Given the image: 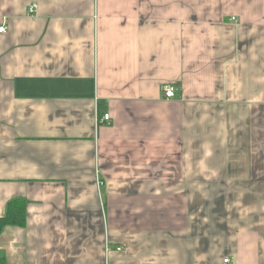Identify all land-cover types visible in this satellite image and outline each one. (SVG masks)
Wrapping results in <instances>:
<instances>
[{
	"label": "crops",
	"instance_id": "1",
	"mask_svg": "<svg viewBox=\"0 0 264 264\" xmlns=\"http://www.w3.org/2000/svg\"><path fill=\"white\" fill-rule=\"evenodd\" d=\"M2 25L0 217L26 225L0 258L264 264V0H0Z\"/></svg>",
	"mask_w": 264,
	"mask_h": 264
},
{
	"label": "trees",
	"instance_id": "2",
	"mask_svg": "<svg viewBox=\"0 0 264 264\" xmlns=\"http://www.w3.org/2000/svg\"><path fill=\"white\" fill-rule=\"evenodd\" d=\"M26 225V201L24 199H14L7 205L5 215L0 217V233L6 226ZM0 264H7L4 258H0Z\"/></svg>",
	"mask_w": 264,
	"mask_h": 264
},
{
	"label": "built area",
	"instance_id": "3",
	"mask_svg": "<svg viewBox=\"0 0 264 264\" xmlns=\"http://www.w3.org/2000/svg\"><path fill=\"white\" fill-rule=\"evenodd\" d=\"M34 10H35V5L30 8L31 12H33ZM6 31H7L6 25L0 26V33H4ZM162 93L166 99H172L176 96V88L173 84H170V83L164 84V86L162 87ZM103 119L105 121L110 120V115L109 114L104 115ZM225 263L232 264L230 259H225Z\"/></svg>",
	"mask_w": 264,
	"mask_h": 264
}]
</instances>
